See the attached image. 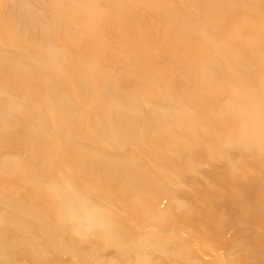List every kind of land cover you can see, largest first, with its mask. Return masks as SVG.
<instances>
[{"label":"bare ground","instance_id":"obj_1","mask_svg":"<svg viewBox=\"0 0 264 264\" xmlns=\"http://www.w3.org/2000/svg\"><path fill=\"white\" fill-rule=\"evenodd\" d=\"M181 1L0 0V264H264V0ZM200 153L228 210L143 167Z\"/></svg>","mask_w":264,"mask_h":264},{"label":"rangeland","instance_id":"obj_2","mask_svg":"<svg viewBox=\"0 0 264 264\" xmlns=\"http://www.w3.org/2000/svg\"><path fill=\"white\" fill-rule=\"evenodd\" d=\"M167 2L170 4H175V5L179 4L183 6L181 4L183 3L181 0H167ZM187 7L188 8L186 11L191 13L194 17L200 18L201 14L203 15L202 10H200L199 8L195 6H188V5ZM161 16H164L162 12H159V14H156V15L148 13V12H143V13L136 14L134 17V20L137 23L138 28L149 29V32L156 35V33L160 31V26L163 23ZM128 28H129V25L125 26L122 29L126 31ZM225 33L226 31L223 30V32H219L218 34H216L214 38L220 39L222 36L223 37L225 36ZM106 37H105V39H107L106 43L108 42V44H112L114 46L115 44L114 41H116V38H114V35L107 34ZM157 39L158 37L156 36L155 41H157ZM120 44H121V41H120ZM151 44H153V42H151ZM134 47L136 48V44H134ZM130 48L133 49V45ZM123 57L126 58L127 56H123ZM261 75L262 73H256V77H260ZM148 88L150 89V87L148 86H142V89H148ZM186 104L188 105L189 102H187ZM219 107L220 105L213 103V104H208V105H203V106H198V107L196 106L195 108L198 109L199 113H201L200 116L204 118V121H207V120H210L207 118L212 115L211 113H213L214 111L217 112L219 110ZM233 125H236L235 120H227L226 123L223 122V124L220 125L219 128L221 130H218V131H220V133L225 135L229 132L230 128ZM209 140H211L214 144H217V145H218V142H220L218 138L210 137ZM227 148L228 146L223 144V149H227ZM20 149L21 148H16L15 151L13 150V152H15L16 156L18 157L26 158L25 153L20 151ZM228 155H229L228 158L226 159L223 158V166L226 164V166L236 165L238 167L242 164L241 156L238 150L233 149V148H228ZM203 158L204 156H202L200 153V154H197L195 158L192 159L190 162H185V163H183V161L181 162L180 160H172L175 163L167 162V161L163 162L165 160L161 158H156L155 160H152V162L151 160L145 159L143 161V167H144V170H148L150 172H153L154 174H157L160 168L166 169L165 173H167L169 178L179 179L178 181L183 180V181L189 182L188 184H186L184 189L187 191H190L191 193L195 195H201L202 191L207 186L210 192L202 194L201 202L203 205L209 206L210 203H213L212 201H213V198L215 197L213 195L214 192L223 193V210H228L227 204L228 205L232 203L234 204V202L236 201V198H232L230 194L231 192H234L235 189L238 190L237 186H238L239 177H237L236 175V176H233V179H230L227 174L225 175L223 173V180H220L222 178H218V176L210 172L214 168L212 161H204ZM190 163H191V167L193 168L192 173H188L187 166ZM174 165L176 166L179 165L180 167L178 166V169H175L173 167ZM208 172H210L211 174H208ZM18 179H19V175H11L4 179H2V177L0 176V190H2L4 186L6 187L7 184L18 181ZM189 180H191V182ZM239 198L241 200L240 196ZM232 199L234 202L230 201ZM185 201L187 200L185 199ZM187 202L191 203L189 200ZM209 258L211 259L213 257L212 256L206 257V259H209ZM223 264H228L227 251L225 250H223Z\"/></svg>","mask_w":264,"mask_h":264}]
</instances>
